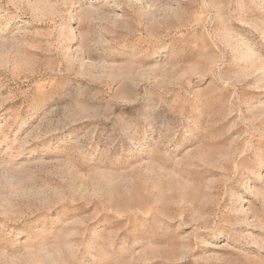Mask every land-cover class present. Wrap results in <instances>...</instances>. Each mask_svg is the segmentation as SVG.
<instances>
[{"label":"rangeland","instance_id":"obj_1","mask_svg":"<svg viewBox=\"0 0 264 264\" xmlns=\"http://www.w3.org/2000/svg\"><path fill=\"white\" fill-rule=\"evenodd\" d=\"M0 264H264V0H0Z\"/></svg>","mask_w":264,"mask_h":264}]
</instances>
